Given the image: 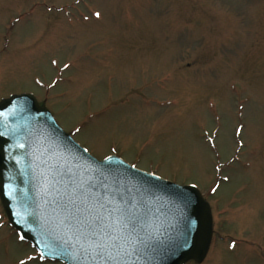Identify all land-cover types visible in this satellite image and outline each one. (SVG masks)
<instances>
[{
    "label": "rangeland",
    "instance_id": "obj_1",
    "mask_svg": "<svg viewBox=\"0 0 264 264\" xmlns=\"http://www.w3.org/2000/svg\"><path fill=\"white\" fill-rule=\"evenodd\" d=\"M20 93L97 159L198 187L204 264H264V0H0V100ZM21 261L60 264L0 202V264Z\"/></svg>",
    "mask_w": 264,
    "mask_h": 264
},
{
    "label": "water",
    "instance_id": "obj_2",
    "mask_svg": "<svg viewBox=\"0 0 264 264\" xmlns=\"http://www.w3.org/2000/svg\"><path fill=\"white\" fill-rule=\"evenodd\" d=\"M0 200L21 240L63 264H112L99 243L123 264L202 263L213 236L199 188L95 158L31 93L0 101Z\"/></svg>",
    "mask_w": 264,
    "mask_h": 264
},
{
    "label": "snow or ice",
    "instance_id": "obj_3",
    "mask_svg": "<svg viewBox=\"0 0 264 264\" xmlns=\"http://www.w3.org/2000/svg\"><path fill=\"white\" fill-rule=\"evenodd\" d=\"M96 15L99 16L100 14L99 13H96ZM238 131H240V130H238ZM225 179H227V177H225ZM129 223H131L130 220H129ZM102 232H103V229H102ZM21 239H23V237H21ZM232 247H235V244H233ZM135 250H136V248H135V242H133V251H135ZM93 251H95V253H96L97 256H100L102 259H104L106 261L112 262V264H123L122 261H120L117 257L112 256L108 252L106 246L103 243L96 244V246L93 249ZM21 264H24V262L21 261Z\"/></svg>",
    "mask_w": 264,
    "mask_h": 264
},
{
    "label": "flooded vegetation",
    "instance_id": "obj_4",
    "mask_svg": "<svg viewBox=\"0 0 264 264\" xmlns=\"http://www.w3.org/2000/svg\"><path fill=\"white\" fill-rule=\"evenodd\" d=\"M210 204H211V203H210ZM211 208H212V214H213V239H212V243H213V240H214V234H215V233H214V225H215V224H214V213H213V206H212V205H211ZM234 243H235V241H234ZM234 243L231 242V244H234ZM231 244H230V245H231ZM211 248H212V244H211L210 250H211ZM210 250H209V253H208V255H207V258H206V259L204 260V262H202L201 264H204V263L206 262V260L208 259V256H209V254H210ZM192 263H193V264H199V263H197V262H195V261H193Z\"/></svg>",
    "mask_w": 264,
    "mask_h": 264
}]
</instances>
